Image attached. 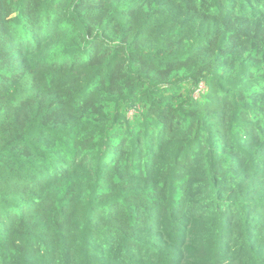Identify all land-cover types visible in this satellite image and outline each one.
<instances>
[{"label": "trees", "instance_id": "trees-1", "mask_svg": "<svg viewBox=\"0 0 264 264\" xmlns=\"http://www.w3.org/2000/svg\"><path fill=\"white\" fill-rule=\"evenodd\" d=\"M0 264H264V0H0Z\"/></svg>", "mask_w": 264, "mask_h": 264}, {"label": "rangeland", "instance_id": "rangeland-1", "mask_svg": "<svg viewBox=\"0 0 264 264\" xmlns=\"http://www.w3.org/2000/svg\"><path fill=\"white\" fill-rule=\"evenodd\" d=\"M203 89V88H202Z\"/></svg>", "mask_w": 264, "mask_h": 264}]
</instances>
